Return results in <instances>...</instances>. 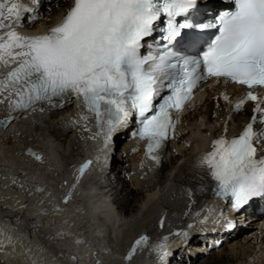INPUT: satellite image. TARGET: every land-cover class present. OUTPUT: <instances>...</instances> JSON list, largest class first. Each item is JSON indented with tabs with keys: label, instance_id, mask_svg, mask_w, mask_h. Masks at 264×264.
Returning <instances> with one entry per match:
<instances>
[{
	"label": "bare ground",
	"instance_id": "1",
	"mask_svg": "<svg viewBox=\"0 0 264 264\" xmlns=\"http://www.w3.org/2000/svg\"><path fill=\"white\" fill-rule=\"evenodd\" d=\"M39 4H27L38 20L27 23L23 14L16 31L43 34L72 0ZM238 93L226 86L209 92L182 116L157 159H144L143 146L128 137L130 121L105 147L92 135L91 118L67 100L11 115L7 101L0 104V119L9 117L0 127V232L13 238L0 239V264H264L254 215L233 218L234 230L221 234L225 203L212 199L215 182L199 166L214 140L232 138L250 122L251 104L231 113L223 99ZM142 236L147 242L137 246ZM222 238L229 246L214 247L211 240Z\"/></svg>",
	"mask_w": 264,
	"mask_h": 264
},
{
	"label": "snow or ice",
	"instance_id": "2",
	"mask_svg": "<svg viewBox=\"0 0 264 264\" xmlns=\"http://www.w3.org/2000/svg\"><path fill=\"white\" fill-rule=\"evenodd\" d=\"M29 11L22 0H0V104L7 101L10 115L75 97L86 109L83 119L94 115L105 147L135 115L136 134L148 140L153 153L174 129L172 113L200 83L212 78L245 86L248 91L235 109L255 102L250 122L238 137L214 140L199 166L215 182V195L231 198L236 211L264 197V130L256 128L264 125V95L252 91L264 89V0H226L224 9L206 20L198 0H72L45 34L25 36L16 28ZM159 89L168 94L160 95ZM223 99L230 102L227 95ZM91 164L82 165L80 174ZM0 239L13 243L2 232ZM147 239L142 236L136 245ZM158 248L163 260L164 245ZM134 252L135 246L129 259Z\"/></svg>",
	"mask_w": 264,
	"mask_h": 264
},
{
	"label": "rangeland",
	"instance_id": "3",
	"mask_svg": "<svg viewBox=\"0 0 264 264\" xmlns=\"http://www.w3.org/2000/svg\"><path fill=\"white\" fill-rule=\"evenodd\" d=\"M41 18H43L44 17V15L43 14H41V16H40ZM55 112H57V111H55ZM200 121H202V119H200ZM154 171H156V170H154ZM166 175V174H165ZM229 245L227 244V247H228ZM158 252H157V255H159L160 253H161V251H160V249L159 250H157ZM165 252V251H164ZM207 253V252H206ZM207 255V254H206ZM208 258V255L207 256H204V257H201L200 259H199V261H201V260H205V259H207Z\"/></svg>",
	"mask_w": 264,
	"mask_h": 264
},
{
	"label": "water",
	"instance_id": "4",
	"mask_svg": "<svg viewBox=\"0 0 264 264\" xmlns=\"http://www.w3.org/2000/svg\"><path fill=\"white\" fill-rule=\"evenodd\" d=\"M0 124H1V125H4V119H3V118L0 119Z\"/></svg>",
	"mask_w": 264,
	"mask_h": 264
}]
</instances>
